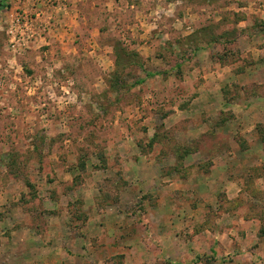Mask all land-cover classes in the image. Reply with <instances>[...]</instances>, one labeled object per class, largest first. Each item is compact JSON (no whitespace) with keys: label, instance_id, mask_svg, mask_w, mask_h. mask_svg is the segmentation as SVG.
Segmentation results:
<instances>
[{"label":"rangeland","instance_id":"1","mask_svg":"<svg viewBox=\"0 0 264 264\" xmlns=\"http://www.w3.org/2000/svg\"><path fill=\"white\" fill-rule=\"evenodd\" d=\"M256 65L264 0H0V264H264Z\"/></svg>","mask_w":264,"mask_h":264},{"label":"crops","instance_id":"2","mask_svg":"<svg viewBox=\"0 0 264 264\" xmlns=\"http://www.w3.org/2000/svg\"><path fill=\"white\" fill-rule=\"evenodd\" d=\"M259 52H261V50ZM253 57H255V56H253ZM262 71H263V67H260L259 65H256L254 67V69H251V70H249L247 72L248 75H245V74L244 75H241L240 77H237V79L241 82L245 78H248L249 80H253V81H255V82L259 83V84H261V83L264 84V80L259 77V74H262ZM216 72L217 73H214V77L216 78L214 80H215V82L217 81V83H215V86H214L215 88H213V89L208 88V87H210L209 86L210 84L208 82H207V84L203 88V91H207L206 92V93H208L207 95H209V96L211 95L212 97L214 96V95H212V92L213 93H216V97H218L221 94L220 91L223 88V87L221 88L222 84L226 80H228V81L230 80L229 79V74H227L228 73L227 70H221V71H216ZM233 77H235V76H233ZM209 78H211V77H209ZM234 80H235V78H232L231 79V82H233ZM225 105H226V103H223V104L220 103V110L224 109L226 107ZM241 106L244 108V111L247 110V111L244 112L245 118L249 117L248 118V121H251V120L253 121V123H252L253 124V128L248 132V134H252L254 132V127L256 126V124H262V123L264 124V97H262V98L253 97V98L248 99V100H242L241 101ZM227 107L229 108L230 106H227ZM234 107L235 108H240L238 105L232 106V108H234ZM248 112H251L252 114H250V116H249V113ZM208 121L210 123V118L208 119ZM205 126H208V123H204V127ZM226 128H227V126H225V127L223 126V129H217L216 128V130H214L213 128L212 129L208 128V131L211 132V133L212 132L217 133L218 130H221V131H223L222 132V135H225L223 133L226 130ZM225 150L229 151V148H227ZM225 150H223V152ZM232 151H234L233 150V147H232ZM255 151L258 152L259 150L256 149ZM261 153L263 154V152H261ZM261 153L259 152L257 154H261ZM223 156L224 155H221L218 158H222ZM217 162L222 164V162H219L218 159L214 161V164L217 163ZM225 163L226 162H224L223 164H225ZM138 167L141 168V170L142 169L143 170L144 169H154V168H155V170H158L157 169L158 168V165H156L154 163L151 164V165H149L147 168L146 167L144 168L143 166L140 167L139 165H138ZM158 183H159V181H158ZM233 187H236L237 190H238V192H241V188L239 186L238 181H231V182L227 181V182H225V191H226L227 199L228 200H232V199H235L236 197H238V194L237 195H234L233 193H231V191H233V189H234ZM172 200H173V198H172ZM92 213H94L93 215H96L98 218L105 217V216L112 217L110 215H115V217H119V218L121 217L120 212H92ZM111 213H115V214H111ZM168 213H169V215L171 214V216L173 214H175V212H168ZM222 221H223V218L219 221V223H222ZM173 222H175V221L174 220L172 221V219L170 218L169 219V222H167V224H165V227H166V229L169 232H170V229L172 230V229L175 228V226L173 225ZM246 225H247L246 222L240 223V224L239 223L238 224H235V226L231 230H229L228 233H223L222 235H220V237H219L220 240L219 241H221V243H223L226 240V238L228 239V235H232V237H234V234H235V240H231V242L233 241V243L240 242L242 239H244V235H245L244 233H246L247 236H248V234L252 236L253 234H251L250 232H243L242 231L243 229L244 230L247 229V226ZM101 227H103V228H101ZM104 227H105V229H104ZM108 227H107V225L105 223L104 226H100L98 228V229H100V231L98 230L99 232L97 231V233H95L94 235H87V239L84 241L85 242V245L86 246L90 245L91 246V249L94 248V247H97L96 244H100V246L97 247V248L107 249L108 247H111L110 244L112 245V240L110 238H108V236L106 235V233L109 234V228ZM52 231L53 230L50 229V232L51 233H52ZM56 231H58V230H56ZM112 233H114V229L112 230ZM57 242H59V240H57ZM135 245L137 247V244H135ZM63 247H64V245H63ZM46 248L49 249L50 247H46ZM237 250H238V253L237 254H240L239 248ZM129 252H131V251L129 250ZM218 256H220V255H218ZM240 256L241 255H237V257H238L237 259L241 258ZM128 257H129V255H128ZM249 257H250L251 261H253V262H251V264H256V263H254L256 261L254 259L255 257L254 256H249ZM42 259L45 260V258H42ZM42 259L40 260V262H42ZM49 259L50 260H47V259L45 260L47 262L46 264H58L57 259L52 258V257H50ZM202 262H203V264L205 263V261H202ZM218 262L219 261H216V264ZM127 263H128V261L127 262L125 261V264H127ZM25 264H27V262H25ZM183 264H193V260L190 258V260H186V263L184 261ZM199 264H202V263H199Z\"/></svg>","mask_w":264,"mask_h":264},{"label":"built area","instance_id":"3","mask_svg":"<svg viewBox=\"0 0 264 264\" xmlns=\"http://www.w3.org/2000/svg\"><path fill=\"white\" fill-rule=\"evenodd\" d=\"M3 3L8 6L10 4V0H3Z\"/></svg>","mask_w":264,"mask_h":264}]
</instances>
